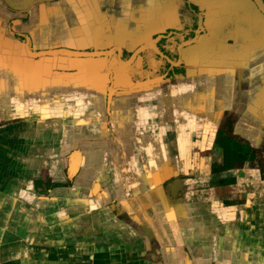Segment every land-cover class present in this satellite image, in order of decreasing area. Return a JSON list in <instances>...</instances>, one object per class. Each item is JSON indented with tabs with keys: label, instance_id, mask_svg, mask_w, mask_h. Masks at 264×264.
<instances>
[{
	"label": "flooded vegetation",
	"instance_id": "obj_1",
	"mask_svg": "<svg viewBox=\"0 0 264 264\" xmlns=\"http://www.w3.org/2000/svg\"><path fill=\"white\" fill-rule=\"evenodd\" d=\"M262 9L264 0H0L10 52L20 48V58L15 55L23 68L45 75L42 86L63 96L52 105L75 108L65 131H55L59 144L45 155L39 176L32 180L33 200L77 202L85 206L90 225L132 230L138 236L135 248L146 247L141 257H153L155 264H169L166 256L171 255L172 264H187L189 247L196 244L189 246L181 229L194 221L210 224L211 217L220 222L219 216L204 209L205 201L190 200L198 183L214 192L211 205L218 211L264 217L261 189L248 198L246 193L243 198L238 193L219 197L221 190L238 184L237 172L243 168L255 171L257 183L264 187V141L247 139L236 130L231 109H216L205 126H211V132L194 136L209 134L207 150L218 156L200 171H182L179 158L185 151L181 152L179 139L184 132L166 140L173 132L163 131L165 138L156 146L153 129L157 98L172 96L174 90L190 105L203 104L210 91L215 103L230 105L232 95L239 93L248 104H264ZM25 44L32 52L69 55L29 59ZM142 46L148 48L138 52ZM153 79L158 82L138 86ZM188 113L180 123L199 119L204 128L202 116ZM218 136L230 137L250 152L248 160L230 168L234 177L230 185H220L212 176L214 169L225 166ZM139 151L144 162L136 163ZM168 154L178 159V167L169 162ZM163 168L175 175L163 180ZM55 190L66 196L51 197ZM198 203L203 205L193 209Z\"/></svg>",
	"mask_w": 264,
	"mask_h": 264
},
{
	"label": "crops",
	"instance_id": "obj_2",
	"mask_svg": "<svg viewBox=\"0 0 264 264\" xmlns=\"http://www.w3.org/2000/svg\"><path fill=\"white\" fill-rule=\"evenodd\" d=\"M55 173L51 171L52 176ZM20 186L27 188L25 195L11 198L0 209V264H155L152 256L141 257L147 250L145 246L135 248L138 236L132 230L116 232L90 225L82 204L36 202L32 186L26 181ZM62 194L55 190L50 195L66 196ZM36 207L42 208L38 211ZM57 208L64 214L58 216ZM247 213L241 217L228 212V218L219 217V223L211 217L213 225L188 223L180 234L189 246H196L189 247L187 264H264V217L258 218V226H252L257 217L249 212L246 220ZM175 235L177 238L178 233ZM166 257L172 264L173 256Z\"/></svg>",
	"mask_w": 264,
	"mask_h": 264
},
{
	"label": "rangeland",
	"instance_id": "obj_3",
	"mask_svg": "<svg viewBox=\"0 0 264 264\" xmlns=\"http://www.w3.org/2000/svg\"><path fill=\"white\" fill-rule=\"evenodd\" d=\"M59 79L62 80L61 82L64 81L61 77H59ZM52 81H54V79ZM13 87L18 88L16 84H14ZM12 88L6 91V94L0 96V206L3 204V208L0 209H4V206L8 204L7 202H10L11 198L25 195L24 193L27 192V188L20 186L21 183L26 181L29 188L32 186V180L39 176V166L45 163L43 160L45 155L53 152L59 144L61 137L59 134H55V131L64 132L67 126L66 122L71 121L70 117L73 114L72 111H75V108L71 105H67V103L59 106L52 105L61 101L63 98L62 95L57 94L56 90H47L46 93L39 90L37 92H32L34 96L27 95V97H25L26 94L24 92L19 95L16 90H14V92L11 91ZM184 99L186 98L175 90L172 96L157 98V102L154 106V113L156 115L155 120L152 117L154 120L153 129L156 133V146L162 143L161 132L170 131L174 133V135H172L173 133L169 135L167 132L168 135H166V138L165 136L163 137L166 140L170 136V138H173L175 132H184V138L179 139L180 146L182 147L181 152L185 151L179 158L182 162V171L190 172L195 170L196 172V170L200 171L202 168L206 167L207 163L218 159V156H214L212 152L207 150L209 149L207 147L210 140L208 137L209 134L201 139L195 138L201 136L203 131L209 130V133L211 132V126L210 128L205 126L210 125V115L216 114L215 110L218 109V107L213 106L211 102H209V104L193 102L187 107ZM232 99L230 113L232 114L231 122H233L234 128L241 134H248L251 135V137L257 135L260 129L259 125L251 119L253 117L252 115L241 114L240 112L244 109V105L237 104L247 103L245 96L234 93ZM24 100H27L28 103ZM200 105H203V114L201 116L203 120L207 121L203 122L204 128L201 126L202 123L199 119L193 120V118L187 123L179 122L183 116H189L188 112L193 113L195 108H200ZM151 107L152 106H148V109L150 108L152 110ZM207 110H209L211 114H206ZM171 122H173V124L175 123V125ZM150 124H152L151 121ZM199 125L201 126L200 128L198 127ZM140 130H143L142 127ZM198 132H201V134H198ZM55 136H59L57 137L58 139ZM163 144L165 146V143ZM165 148H167V146H165ZM140 154L139 151V159L134 158V162H144V158L140 160ZM170 154L171 157H173L175 153L173 151L170 152ZM170 154H168V158L171 159L169 162L177 166L178 159L172 160ZM139 172H141V168ZM237 173L238 184L234 187L221 190L219 197H232L233 193H238V196L243 198V195L246 193L244 197L248 198L253 197L255 191L261 189L260 200L263 201L264 187L262 184L260 186L257 183L258 179L256 177V172L248 168H243L242 171H238ZM197 190L198 191H193V196H191L190 200L193 202L205 201V203L204 205L198 203L193 209L198 210L203 205L205 207L204 209L214 212L215 215L228 218L229 211H226L229 209L222 210L219 208L218 211L217 208H213V205H211V199L213 195H215L211 189L202 187L200 183H198ZM2 200H6V202L3 203ZM239 208L240 207H237V209ZM249 214L248 212L245 216L246 220H248L247 216ZM243 215L240 214L241 217ZM262 215L263 214H260L259 217ZM259 217H257L256 220H258ZM259 224V220L255 221L254 219L252 226H258ZM249 225V223L246 224V226Z\"/></svg>",
	"mask_w": 264,
	"mask_h": 264
},
{
	"label": "water",
	"instance_id": "obj_4",
	"mask_svg": "<svg viewBox=\"0 0 264 264\" xmlns=\"http://www.w3.org/2000/svg\"><path fill=\"white\" fill-rule=\"evenodd\" d=\"M262 14H264V9H262ZM7 42H8V34H7V27H6V19L3 15V16H0V96L2 94H6V91H9L14 86V84H16L18 88L13 87L11 91L14 92V90H16L19 93V95H21L24 92L26 94L25 97H27V95L34 96V94L32 95V92H37L39 90L45 93L47 92V90L48 91L52 90L49 86H47L46 88L45 86H42V83H40V81L46 77L45 75L40 74V73H35L33 70L26 71L23 68V66L19 62V58H20L22 50L20 48H15L14 53H11L9 45H7ZM146 48H148V46H142L138 50V52H141L145 50ZM24 49H25V56L28 57L29 59H38V58H42L46 56H57L59 54L69 55L68 53H65L62 51L60 52L59 51L58 52L57 51H41L39 53L32 52L27 44H25ZM59 77L61 76H58V78ZM59 81H62V80H59ZM157 82L158 81L156 79L145 80L143 83H138V86L147 87L150 84H155ZM207 96L205 95L203 97V101H202L203 104H208L207 102H211L212 104L213 103L215 104V105L213 104V106L215 107H218V108L223 107L226 110L231 109L230 105L226 104L225 102L223 104L222 100H220L219 103H215L211 101V91H210V96L209 97ZM186 105L187 107L190 106L189 103H186ZM193 112L196 115L201 116L203 114L202 113L203 105H200V108H195ZM206 112H209V110H207ZM240 113L249 114L250 116L252 115L253 117L251 119L255 123H257L260 127L257 135L253 136L251 139L255 141V140H258L260 137L264 141L263 139L264 138V104L261 103V106H260L258 101H251L250 104L247 103L244 105V109H242ZM243 135L247 139H250L249 137H251V135H248V134L246 135L243 134ZM163 172H164V177L162 178L163 180L169 178V176L175 175V174H171L170 172H168L167 168H163ZM176 183L178 184L177 187H181V184L178 181H176ZM171 193L173 196L177 194L176 191H172Z\"/></svg>",
	"mask_w": 264,
	"mask_h": 264
},
{
	"label": "trees",
	"instance_id": "obj_5",
	"mask_svg": "<svg viewBox=\"0 0 264 264\" xmlns=\"http://www.w3.org/2000/svg\"><path fill=\"white\" fill-rule=\"evenodd\" d=\"M218 138L219 143L222 146L224 154L223 161L225 162V166L214 169V174L212 176L218 179L220 185H230L234 183V177L232 176L231 172H229L230 168H235L238 162L248 160L250 152L245 146L238 145L232 139H230V137L226 138L218 136Z\"/></svg>",
	"mask_w": 264,
	"mask_h": 264
}]
</instances>
